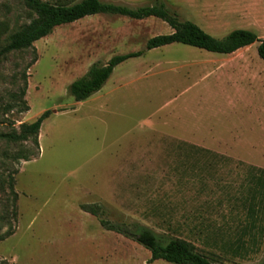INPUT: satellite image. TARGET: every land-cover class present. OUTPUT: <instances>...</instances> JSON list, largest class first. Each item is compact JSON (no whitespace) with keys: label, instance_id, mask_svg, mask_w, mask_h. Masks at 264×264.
I'll return each mask as SVG.
<instances>
[{"label":"rangeland","instance_id":"1","mask_svg":"<svg viewBox=\"0 0 264 264\" xmlns=\"http://www.w3.org/2000/svg\"><path fill=\"white\" fill-rule=\"evenodd\" d=\"M102 1L130 7L162 1L215 37L247 29L264 39V0ZM35 18L22 0H0V23L9 28L0 46ZM172 32L156 17L99 14L0 59V105L22 87L32 64L30 111L6 115L2 107L0 120L9 119L0 132H11L12 120L19 131L52 112L40 131V154L19 165L15 234L0 243V264H171L150 263L149 250L107 230L82 209L87 204L101 205L112 223L186 240L212 262L264 264V83L252 89L232 65L248 63L264 81L259 42L231 56L165 46L117 66L85 101L69 92L93 64ZM200 139L211 148L188 141ZM22 145L34 149L30 140ZM18 149L0 143V154ZM0 198L6 202L1 190Z\"/></svg>","mask_w":264,"mask_h":264},{"label":"trees","instance_id":"2","mask_svg":"<svg viewBox=\"0 0 264 264\" xmlns=\"http://www.w3.org/2000/svg\"><path fill=\"white\" fill-rule=\"evenodd\" d=\"M22 1L37 15V18L5 38V44L0 46V59L7 58L13 52L33 48L37 41L52 34L54 29L59 26L99 14L126 16L135 20L156 17L166 22L173 30L170 34L158 35L149 39L146 47L141 51L114 56L105 64L100 62L93 64L83 77L70 85L69 92L78 102L85 101L101 91L113 75L115 68L123 62L141 57L147 51L173 44H183L212 53L232 54L259 42L258 54L264 60V39H261L253 30L236 29L226 36L218 38L206 32L193 21L181 19L178 12L173 11L162 1L139 7L102 0H80L69 5L52 4L44 0ZM8 32V26L3 22L0 23V38ZM31 66L32 64L24 69L22 87L11 95V101L6 105H0V109L3 107L6 111L4 114L8 112L23 114L30 111L25 97L28 90V70ZM51 114V110H47L35 121L21 123L19 131L15 129L16 120H12L13 130L0 132V143L19 147L17 151H6L0 154V190L7 196L6 202L0 198V243L15 234L13 225L17 222L18 217L19 196L16 191V177L20 173L19 165L22 161H31L40 154V131L45 120ZM8 119L3 117L0 120V125H4ZM29 140L32 141L34 149L22 145ZM82 209L98 217L107 230L115 231L132 239L149 250L151 252L150 263L164 260L171 264H222L212 262L186 240L166 238L148 228L132 229L105 220L102 217V206L99 204L82 205Z\"/></svg>","mask_w":264,"mask_h":264},{"label":"crops","instance_id":"3","mask_svg":"<svg viewBox=\"0 0 264 264\" xmlns=\"http://www.w3.org/2000/svg\"><path fill=\"white\" fill-rule=\"evenodd\" d=\"M250 47V46H248ZM248 47H245V48H248ZM245 48H242L238 51H236L235 53H232V54H222L223 56H231V55H235L236 53H239L240 51H242L243 49ZM219 54V53H217ZM233 66H236L235 71H239L241 74H243L247 79H248V83L249 85L251 86L252 89H255L257 86H259V84L262 82L264 83V81L262 80L261 77H263L262 75V72L260 71H257V70H253V68L251 67V65L249 66L248 63H242V62H239V63H233L232 64ZM221 67V66H220ZM116 69V68H115ZM115 71V70H114ZM221 70V68L219 70H214L213 72L211 73H205V74H202L201 77L199 78V80L201 81H206L208 79H210L211 77L217 75ZM262 74V75H261ZM194 79L196 80L197 77H194ZM192 146H196V147H201V148H211L209 147L204 140H188Z\"/></svg>","mask_w":264,"mask_h":264}]
</instances>
